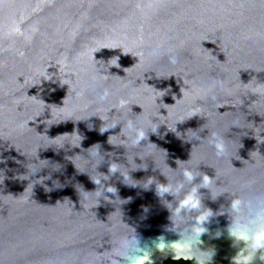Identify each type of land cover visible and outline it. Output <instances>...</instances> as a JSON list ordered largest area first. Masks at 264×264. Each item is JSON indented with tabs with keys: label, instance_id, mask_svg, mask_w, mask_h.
Returning <instances> with one entry per match:
<instances>
[{
	"label": "water",
	"instance_id": "95a60500",
	"mask_svg": "<svg viewBox=\"0 0 264 264\" xmlns=\"http://www.w3.org/2000/svg\"><path fill=\"white\" fill-rule=\"evenodd\" d=\"M169 57L177 63H169ZM105 61L118 63L108 80L95 79L97 65ZM48 69L56 71L62 85L67 75L68 86L44 82L41 87ZM81 89H86L83 96L77 95ZM105 89L111 95L97 103ZM121 99L129 101L125 113L138 122L158 111L168 113L172 126L179 118L185 120L177 125L179 131L204 125L228 145L225 159L217 160L207 140L197 146L199 141L184 143L172 132L162 139L150 134L149 142L167 150L172 168L176 160L187 161L193 147V156L223 170L234 190L257 178L256 190L264 191V133L256 139L251 129L264 123V0H0V169L5 173L4 180L0 178V264H106L110 229L119 213H113L112 203L98 202L86 192L95 191L96 185L67 157L87 159V149L100 144L104 159L99 172L106 174L110 162L130 169L128 150L108 143L120 127L100 134L103 122L93 116L103 118ZM198 105L203 112L189 118ZM51 112L57 119L47 126L43 121ZM89 123L94 130L88 129ZM237 124L248 129L234 127ZM75 132L83 137L80 148L43 149L50 143L47 136ZM207 134L205 129L201 136ZM37 149L42 164L62 166L58 172L45 168L38 176L52 172L62 187L47 191L52 180L28 185L16 178L27 170L22 153L31 158ZM141 150H131L133 162L146 163L148 169L130 175L165 182L153 172L150 158L136 155ZM249 160L259 161V167H251ZM201 170L214 175L205 165ZM117 177L119 173L108 183L117 187L121 199L133 198L121 206L122 221L134 227L142 241L161 234L178 239L163 232L169 212L156 198L154 186L141 191L124 186ZM201 192L213 211L228 204L225 197L211 202L207 190ZM145 207L150 211L141 220ZM227 223L228 218L220 216L206 225L209 233L202 237L201 249L213 250L212 261L156 252L155 264L166 259L230 264L236 250L224 231Z\"/></svg>",
	"mask_w": 264,
	"mask_h": 264
},
{
	"label": "clouds",
	"instance_id": "9594fccd",
	"mask_svg": "<svg viewBox=\"0 0 264 264\" xmlns=\"http://www.w3.org/2000/svg\"><path fill=\"white\" fill-rule=\"evenodd\" d=\"M117 63L116 61L111 63L105 61L98 64L95 79L108 80L112 69L116 68ZM169 63L176 64V58L169 57ZM49 69L46 74L41 76L39 84L41 87L44 82L68 86L69 78L67 75L64 76L62 85L60 79L57 78L56 71H49ZM52 90L54 91L55 89ZM85 91L86 89H81L77 95L83 96ZM110 95V90L105 89L96 98V102L103 103L108 100ZM158 99L154 98L153 102L158 104ZM129 106L128 100L121 99L103 113V118L100 115L93 116L99 117L103 122L99 128L100 134L116 129L117 126L120 127L118 134L108 137V143L113 147H123L128 150L127 159L130 169L123 164L110 162L106 174L99 172V165L104 159L100 144H94L87 149V159L79 154L67 157L79 173H87L91 181L96 185L95 191L86 192L90 193L98 202L103 199L112 203L115 207L113 213H119L118 223L110 229V240L108 242L111 248L106 257V264H155L153 256L156 252H159L162 257H167L170 254L172 258L183 257L185 259L199 256L205 260L212 261L213 250L201 249L204 244L202 237L209 233V227L206 225H210L214 218L220 216L228 218L224 231L227 232V237L232 241L231 246L236 250L235 254L229 258L230 264H255L257 259L264 261V191L256 190L257 178L247 180L240 185L237 191L233 189L231 182L225 178L226 173L223 170L215 165L205 164L201 160L196 159L192 154L193 147L190 158L187 161L176 160V167L172 168L167 163V150L158 148L155 143L149 142L150 134L162 139L167 136L168 132L174 133L184 143L199 141L197 146L207 140V143L214 150L216 159L223 160L225 159L228 145L220 134L204 125L198 130L181 132L178 130L177 125L185 120L179 118L172 126L169 122L168 113L165 115L161 114L160 111L154 116H149L146 122L141 123L136 118L125 113V109ZM113 109L115 114H110ZM191 112L192 114L189 118L200 115L203 112V108L198 105ZM43 114L44 111L36 119L42 117ZM56 119L57 116L51 112L50 118L44 120L43 123L51 126L53 124L52 121ZM87 127L89 130H94V125L91 123ZM161 127L165 128L163 133L160 132ZM234 127L248 129L241 128L238 124L234 125ZM205 129H207L208 134L206 137H202L201 133ZM251 129L257 139V137H261V133H264V123L253 124ZM241 135L246 136L247 131H243ZM47 137L50 143L43 149L46 150L51 147L56 151L64 150L66 146L68 149L80 148L83 140V137L76 132L75 136H73V133H64L55 138ZM142 142L144 143L142 144ZM136 148L142 149L136 155H139L141 160L150 158L153 161V172L158 171L164 177L165 182H161L156 176L134 179L130 175V171H147L148 169L146 163L137 165L133 162L131 150ZM22 155L27 158V170L22 175L18 174L16 178L28 181V185L43 184L47 180H52V187L46 188L47 191L63 186L59 179H53L52 176V172L61 170V164H50L49 161L47 164H42L41 161L44 160L38 158V149L37 155L34 157L30 158L27 152L22 153ZM108 155L111 156L113 153H108ZM80 161H83V164L79 163ZM0 163H4V160L0 159ZM249 164L251 167H259V161L249 160ZM201 165L214 169V175L210 176L202 171ZM48 167H51L52 172L44 176H38L43 169ZM117 173H119L117 179L124 186L141 191L153 190L154 186L156 198L161 206L169 212L168 220L170 223L164 226L163 232L174 234L178 239L168 240L165 234H161L149 241H142L134 227L122 221L121 206L131 203L133 198L121 199L117 187L108 183ZM0 178H3V180L5 178L3 169H0ZM201 189L207 190L208 199L211 202H216L221 197H225L228 200L227 206L221 205L217 211H213L212 208L205 205V194L201 192ZM107 194H111V196ZM167 197H171V199ZM149 211L150 209L147 207L142 209L141 220L147 218ZM217 233H215L216 236L221 235L220 232Z\"/></svg>",
	"mask_w": 264,
	"mask_h": 264
},
{
	"label": "trees",
	"instance_id": "16d2710c",
	"mask_svg": "<svg viewBox=\"0 0 264 264\" xmlns=\"http://www.w3.org/2000/svg\"><path fill=\"white\" fill-rule=\"evenodd\" d=\"M164 264H216V263H204V262H196L194 260H182V259H178V260L166 259L164 261ZM261 264H264V261H261Z\"/></svg>",
	"mask_w": 264,
	"mask_h": 264
}]
</instances>
